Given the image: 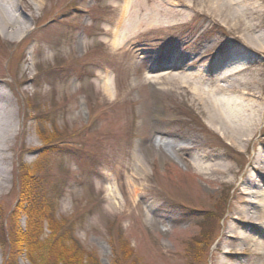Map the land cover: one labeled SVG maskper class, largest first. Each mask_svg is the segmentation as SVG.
Instances as JSON below:
<instances>
[{
    "label": "rangeland",
    "instance_id": "rangeland-1",
    "mask_svg": "<svg viewBox=\"0 0 264 264\" xmlns=\"http://www.w3.org/2000/svg\"><path fill=\"white\" fill-rule=\"evenodd\" d=\"M0 1L13 27L31 29L0 34V100L15 123L0 161L3 214L17 203L26 165L55 206L57 228L99 264H188L210 212L217 214L203 264H262L230 225L241 192L255 191L244 184L247 173L256 184L264 179V161L252 169L258 153L264 158V1L249 22L261 39L254 48L235 22L199 9L162 25L127 22L125 36L118 25L123 0ZM232 53L241 56L233 60ZM218 57L237 74L219 79ZM169 64L168 71L191 79L148 78ZM245 80L252 81L247 88L226 91ZM207 93L257 101L253 134L239 144L224 134L212 123ZM180 107L203 127L190 125ZM40 129L56 146L44 157ZM206 156L219 163V174L201 168L197 159ZM50 235L46 222L42 240ZM7 259L0 245V264ZM12 264L34 263L23 252Z\"/></svg>",
    "mask_w": 264,
    "mask_h": 264
},
{
    "label": "bare ground",
    "instance_id": "bare-ground-1",
    "mask_svg": "<svg viewBox=\"0 0 264 264\" xmlns=\"http://www.w3.org/2000/svg\"><path fill=\"white\" fill-rule=\"evenodd\" d=\"M264 0H123L121 8V20L119 21V30L124 32L126 36V25L136 22L137 25H162L181 18H186L187 11L196 9L221 18L227 21H233L245 33V44L249 47L260 46V38L252 33L250 21L257 20L262 10L259 8ZM9 11L1 4L0 1V34L17 33L20 29L22 34H27L31 29L28 26L17 29L11 25L7 16ZM20 23V22H19ZM125 23V24H124ZM21 24H24L23 21ZM123 28V29H122ZM128 29V28H127ZM124 38V36H123ZM123 41V40H122ZM232 55L233 60H238L240 54ZM174 65L169 64L165 68L157 69L159 71L151 80L167 79L172 82H186L191 78L182 73H174L169 67ZM224 66V65H223ZM215 67L222 71V75H218L219 79L223 80L226 77L237 74L238 69L233 67L232 63L225 62V67L222 69L221 58L218 57ZM252 83L251 80H245L239 83L229 84L227 92H231L230 88L244 86L247 88ZM203 96V95H202ZM207 101L208 111L210 113L212 123L221 127L224 134L228 135L235 143H243L245 139L252 135L256 128L258 103L255 100H245L242 98H216L210 93L204 94ZM1 98V97H0ZM15 132V123L13 121V112L6 102L0 100V161L4 160L3 153L5 148ZM264 158L261 154H257L253 161V170L260 169ZM197 162L201 163V168L219 174L220 165L213 159L199 157ZM227 171L231 167H226ZM5 172L0 170V190L3 189L6 180ZM139 179V178H138ZM134 179V191L137 192L140 187V180ZM251 184L255 191L241 192L242 201L241 208L235 213L230 227L236 228L235 239L240 243L247 245V249L252 257L259 258L264 264V179L259 183H255V177L251 171L247 173L244 184ZM112 195V192H109ZM113 199H116L113 196ZM237 221L235 223V221Z\"/></svg>",
    "mask_w": 264,
    "mask_h": 264
},
{
    "label": "trees",
    "instance_id": "trees-1",
    "mask_svg": "<svg viewBox=\"0 0 264 264\" xmlns=\"http://www.w3.org/2000/svg\"><path fill=\"white\" fill-rule=\"evenodd\" d=\"M112 110L118 105H110ZM184 108V107H183ZM181 108L183 118H188V123L196 127H203L199 117L188 108ZM178 109V110H180ZM176 108L172 110L175 113ZM175 114H178L176 112ZM178 114V116H180ZM45 131V130H44ZM39 131V136L44 143L42 157L48 155L56 146L52 138L45 137L46 132ZM18 175L19 195L12 212L6 217L0 208V245L8 250V259L5 264H12L15 259L25 252L34 264H99L98 260L79 247L74 239H70L69 230H59L58 223L53 218L55 206L45 199L39 190L34 177V169L22 166ZM216 212H210L201 224L202 232L196 238L195 244L191 242L188 254V264H203L206 250L212 243ZM25 217L26 225H20V220ZM48 223L51 235L47 240H42L44 224ZM194 245V248H193ZM131 250L125 249L127 259H130ZM119 260V258H118ZM116 260V264H118ZM138 264V263H133Z\"/></svg>",
    "mask_w": 264,
    "mask_h": 264
}]
</instances>
